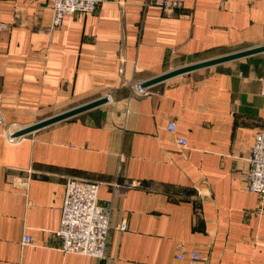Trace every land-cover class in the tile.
Returning <instances> with one entry per match:
<instances>
[{"label": "crops", "instance_id": "1", "mask_svg": "<svg viewBox=\"0 0 264 264\" xmlns=\"http://www.w3.org/2000/svg\"><path fill=\"white\" fill-rule=\"evenodd\" d=\"M146 1L105 0L48 33L51 0H0V264H186L179 246L208 258L202 264H264V200L242 182L264 131V53L137 93L174 70L262 47L264 0H182L172 12ZM101 98L14 136L50 110ZM29 171L28 187L11 182ZM73 177L104 183L103 259L60 250ZM115 180L144 186L115 195Z\"/></svg>", "mask_w": 264, "mask_h": 264}, {"label": "built area", "instance_id": "2", "mask_svg": "<svg viewBox=\"0 0 264 264\" xmlns=\"http://www.w3.org/2000/svg\"><path fill=\"white\" fill-rule=\"evenodd\" d=\"M105 0H51L53 19L46 28L48 33L61 27L66 15L93 13ZM146 6H158L166 11L172 12L184 6L182 0H147ZM5 25L0 23V31ZM137 93L148 94V89L139 87ZM2 100L0 97V110ZM1 119V114H0ZM175 124L169 125V130L175 131ZM256 140L250 149L249 157L246 159L247 168L242 175L243 186L247 192L255 194L260 200H264V131L256 135ZM177 143L181 147L187 146V140L179 138ZM32 171L28 177L12 176L11 182L15 186L28 187L31 181ZM103 182L85 180L81 178H68L66 180V192L62 206L60 229L55 232L61 239L60 250L64 253H74L96 259L106 256L107 243L110 234V212L99 204V191ZM115 195L122 194L131 188H141L144 183L139 180L125 181L123 183L114 181L109 184ZM121 231L127 230L126 224L119 226ZM22 244L32 245L33 238L25 235ZM188 258L186 264H202L208 261L199 251L187 252L183 246H179L178 260Z\"/></svg>", "mask_w": 264, "mask_h": 264}, {"label": "water", "instance_id": "3", "mask_svg": "<svg viewBox=\"0 0 264 264\" xmlns=\"http://www.w3.org/2000/svg\"><path fill=\"white\" fill-rule=\"evenodd\" d=\"M263 53H264V45L262 47L249 49L247 51L232 53V54H230L228 56H224L222 58H216L214 60H208L205 62H200V63L193 64L190 66H186L184 68L174 70L172 72H169L167 74H164V75L159 76L157 78H154L152 80L144 82L143 84H141V88L147 89V88H149L155 84H158V83L165 81V80H167L171 77H174V76L182 75V74L189 73V72L196 71V70L203 69V68H208V67L214 66L216 64L230 62L231 60H238V59H242V58H247V56H250V55L263 54ZM107 101L108 100L106 98H101V99L86 103L84 105L78 106L76 108L70 109L64 113H61L59 115L53 116L51 118L40 121V122L33 124L31 126H28L27 128H25V129L17 132L16 134H14V136L15 137H21V136L28 135V134H30L34 131H37L39 129H42L48 125L57 123L59 121L77 116L81 113H84L86 111L97 108V107L105 104Z\"/></svg>", "mask_w": 264, "mask_h": 264}, {"label": "rangeland", "instance_id": "4", "mask_svg": "<svg viewBox=\"0 0 264 264\" xmlns=\"http://www.w3.org/2000/svg\"><path fill=\"white\" fill-rule=\"evenodd\" d=\"M232 53H236V52H232ZM231 54V53H230ZM229 54V55H230ZM90 101H93V100H84V101H79V102H75L73 104H71L70 106L66 107V108H63V109H58V110H50L48 113H45L44 116H41L42 118H40L39 122L40 121H43V120H46L48 118H51L53 116H56V115H59L61 113H64L70 109H73V108H76L78 106H81V105H84L86 103H89ZM38 123V122H37ZM36 124V123H35ZM27 128V127H26ZM25 129V128H24ZM26 136V135H25ZM21 137H24V136H21Z\"/></svg>", "mask_w": 264, "mask_h": 264}]
</instances>
